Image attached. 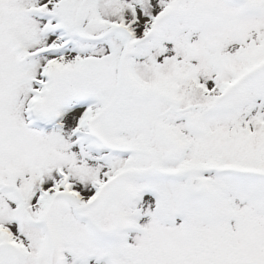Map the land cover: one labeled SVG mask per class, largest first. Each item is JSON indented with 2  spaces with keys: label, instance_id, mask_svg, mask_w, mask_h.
<instances>
[{
  "label": "snow or ice",
  "instance_id": "6c2138e0",
  "mask_svg": "<svg viewBox=\"0 0 264 264\" xmlns=\"http://www.w3.org/2000/svg\"><path fill=\"white\" fill-rule=\"evenodd\" d=\"M0 264H264V0H0Z\"/></svg>",
  "mask_w": 264,
  "mask_h": 264
}]
</instances>
